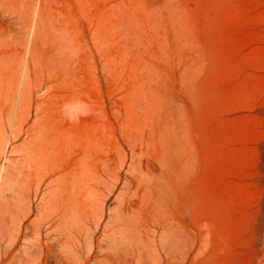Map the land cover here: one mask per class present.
Instances as JSON below:
<instances>
[{
	"label": "rangeland",
	"instance_id": "obj_1",
	"mask_svg": "<svg viewBox=\"0 0 264 264\" xmlns=\"http://www.w3.org/2000/svg\"><path fill=\"white\" fill-rule=\"evenodd\" d=\"M0 264H264V0H0Z\"/></svg>",
	"mask_w": 264,
	"mask_h": 264
},
{
	"label": "bare ground",
	"instance_id": "obj_2",
	"mask_svg": "<svg viewBox=\"0 0 264 264\" xmlns=\"http://www.w3.org/2000/svg\"><path fill=\"white\" fill-rule=\"evenodd\" d=\"M40 166H42V165H40ZM51 173H53V172H51ZM158 206H159V208H162V205H158ZM154 221H155L156 226L158 228H162L163 230H165L168 233L172 229H175V228H176V230L180 229L182 231V225H181V223L179 221H177L175 223L173 219H169L168 217L164 216V214L155 215ZM140 225H141L140 220L135 218V221H134V224H133L134 228H138Z\"/></svg>",
	"mask_w": 264,
	"mask_h": 264
}]
</instances>
